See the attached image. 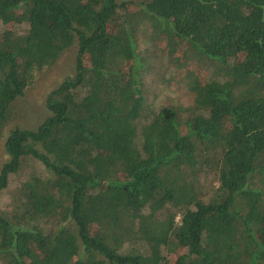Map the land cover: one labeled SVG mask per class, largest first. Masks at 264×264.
<instances>
[{"label":"trees","instance_id":"trees-1","mask_svg":"<svg viewBox=\"0 0 264 264\" xmlns=\"http://www.w3.org/2000/svg\"><path fill=\"white\" fill-rule=\"evenodd\" d=\"M0 26V130L77 46L49 115L5 140L0 192L26 158L45 175L0 215V264H264V0H0ZM142 26L216 75L186 76L191 107L149 109Z\"/></svg>","mask_w":264,"mask_h":264},{"label":"rangeland","instance_id":"rangeland-1","mask_svg":"<svg viewBox=\"0 0 264 264\" xmlns=\"http://www.w3.org/2000/svg\"><path fill=\"white\" fill-rule=\"evenodd\" d=\"M137 3L140 0H132ZM128 6L127 11H132ZM1 29V26H0ZM25 25L15 26L14 31L23 34ZM148 26H142L138 32V52L146 64L142 72L143 93L149 109L159 108L185 109L193 105L194 94L187 88V77L207 80L216 77L207 65L196 62L184 46H177L172 55L165 48L163 38H151ZM76 42L64 50L57 60L49 66L32 72L31 82L21 96L11 104V117L0 130V169L9 160L4 149L8 134L15 130H34L49 115L46 97L60 83L74 74ZM44 176L43 167L35 160L26 158L15 174L8 178L7 187L0 192V215L8 216L18 205V188L30 176ZM204 191L209 193L216 186L215 176L207 173L202 178Z\"/></svg>","mask_w":264,"mask_h":264}]
</instances>
